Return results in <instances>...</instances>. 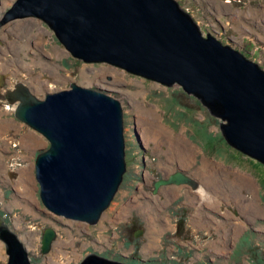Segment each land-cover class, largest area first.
I'll use <instances>...</instances> for the list:
<instances>
[{
    "label": "rangeland",
    "instance_id": "obj_1",
    "mask_svg": "<svg viewBox=\"0 0 264 264\" xmlns=\"http://www.w3.org/2000/svg\"><path fill=\"white\" fill-rule=\"evenodd\" d=\"M15 1L1 0L0 20ZM177 1L204 36L213 35L264 70V0ZM0 80L5 82L0 117L21 126L20 133L11 131L0 143V217L18 233L32 264H80L92 253L129 264H264V163L231 146L221 130L222 118L181 85L75 58L51 26L36 17L0 25ZM18 82L41 99L77 83L121 101L127 170L96 225L58 216L43 204L35 161L50 143L15 116L17 102H8L5 94ZM25 132H33L40 144L24 147L20 139ZM177 143L191 153L186 163L173 154L171 146ZM206 159L209 169L219 167L216 175L224 176L218 191L201 174ZM22 167L34 178L31 197L12 183ZM178 170L198 187L170 184L155 190L157 180ZM199 188L216 196L213 204L196 197ZM47 228L57 237L45 255L41 247ZM7 260L0 239V264Z\"/></svg>",
    "mask_w": 264,
    "mask_h": 264
},
{
    "label": "water",
    "instance_id": "obj_2",
    "mask_svg": "<svg viewBox=\"0 0 264 264\" xmlns=\"http://www.w3.org/2000/svg\"><path fill=\"white\" fill-rule=\"evenodd\" d=\"M28 17L48 23L75 58L181 85L219 113L231 146L264 163V70L211 34L203 36L176 0H16L0 25ZM6 97L17 102L15 116L50 143L35 161L43 204L58 216L96 225L127 170L121 101L77 83L41 99L18 82ZM170 184L199 185L179 170L157 180L155 190ZM56 237L45 230L43 254ZM0 239L8 255L1 264H32L18 233L1 217ZM80 264L129 263L92 253Z\"/></svg>",
    "mask_w": 264,
    "mask_h": 264
},
{
    "label": "bare ground",
    "instance_id": "obj_3",
    "mask_svg": "<svg viewBox=\"0 0 264 264\" xmlns=\"http://www.w3.org/2000/svg\"><path fill=\"white\" fill-rule=\"evenodd\" d=\"M150 110L152 112V109H150ZM154 112H156V111H154ZM143 116L145 117V119H147L146 113H144ZM11 131H16V132L20 133L21 126L13 123L10 118L0 117V143H2L1 140L6 141L8 139L7 135ZM9 141L14 142L13 139H10ZM20 142L24 147H29V146H32L34 143H37V142L40 144L41 141L39 138H37L33 134V132H25L22 135ZM173 146H177V147L171 146L173 154L177 155L180 158V161L182 163H186L187 158L185 156H188L189 159L191 158V153H189L188 148H186L185 145L177 143L176 145H173ZM3 147L4 146L0 145V156H1V148H3ZM167 152H169V151H167ZM15 157H20V155L15 156ZM23 157L28 158L27 155H24ZM0 162H1V159H0ZM211 166H212V164L210 163V161L208 159L203 160L202 161L203 170H201V174L205 178H207L206 184L208 186L213 187L215 190H217V188H219L222 185V178L224 176H221L219 174L216 175V173H219V167L216 169V172H213V170L209 169V167H211ZM12 183H13L16 191H18L20 194H23L24 196H27V197H31V191L35 185V182H34V178L32 177V172L30 169H28L26 167H22L19 179L13 180ZM249 185H251V183H249ZM196 197H198L199 200L202 199L203 202L206 204H213V199H214L213 197H216V196H211L207 188L206 189L205 188H199L198 192L196 194ZM246 205H247V207L252 206L250 204H246Z\"/></svg>",
    "mask_w": 264,
    "mask_h": 264
},
{
    "label": "clouds",
    "instance_id": "obj_4",
    "mask_svg": "<svg viewBox=\"0 0 264 264\" xmlns=\"http://www.w3.org/2000/svg\"><path fill=\"white\" fill-rule=\"evenodd\" d=\"M177 1V0H176ZM178 2V1H177ZM179 3V2H178ZM184 10V9H183ZM187 12V11H186ZM188 13V12H187ZM189 15H190V13H188ZM190 17H191V15H190ZM192 18V17H191ZM193 19V18H192ZM194 20V19H193ZM194 22H195V20H194ZM196 23V22H195ZM197 24V23H196ZM198 25V24H197ZM200 28V27H199ZM202 33V32H201ZM203 35V34H202ZM204 36V35H203ZM208 36V35H207ZM206 36V37H207ZM213 36V35H212ZM216 38V37H215ZM220 41V40H219ZM224 44V43H223ZM224 45H227V44H224ZM231 47V46H230ZM234 49V48H233ZM236 50V49H235ZM238 51V50H237ZM246 57V56H245ZM247 58V57H246ZM250 60V59H249ZM252 61V60H251ZM15 86V85H14ZM14 88V87H13ZM13 88H11V89H13ZM195 96V95H194ZM8 100V99H7ZM9 102V101H8ZM179 171V170H178ZM187 174V173H186ZM188 175V174H187ZM189 176V175H188ZM191 177V176H190ZM192 178V177H191ZM156 183V182H155ZM143 233V230H142V232H141V234ZM20 238V237H19Z\"/></svg>",
    "mask_w": 264,
    "mask_h": 264
},
{
    "label": "flooded vegetation",
    "instance_id": "obj_5",
    "mask_svg": "<svg viewBox=\"0 0 264 264\" xmlns=\"http://www.w3.org/2000/svg\"><path fill=\"white\" fill-rule=\"evenodd\" d=\"M4 83H5L4 80H2V81L0 80V93H2L1 88L4 86ZM14 85H15V84H14ZM10 89H11V88H8V89L6 90V93H7V91L10 90ZM5 95H6V94H5ZM6 98H7V97H6ZM144 231H145V230H144Z\"/></svg>",
    "mask_w": 264,
    "mask_h": 264
},
{
    "label": "trees",
    "instance_id": "obj_6",
    "mask_svg": "<svg viewBox=\"0 0 264 264\" xmlns=\"http://www.w3.org/2000/svg\"><path fill=\"white\" fill-rule=\"evenodd\" d=\"M213 109H214V107H213ZM215 111V114H216V116L219 114L216 110H214ZM215 114H213V115H215Z\"/></svg>",
    "mask_w": 264,
    "mask_h": 264
}]
</instances>
